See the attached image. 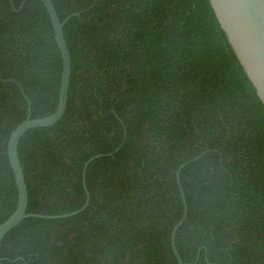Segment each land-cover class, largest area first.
<instances>
[{"label": "trees", "instance_id": "1", "mask_svg": "<svg viewBox=\"0 0 264 264\" xmlns=\"http://www.w3.org/2000/svg\"><path fill=\"white\" fill-rule=\"evenodd\" d=\"M17 8L23 0H13ZM72 74L64 117L28 130L19 155L28 217L3 264H264V104L210 0H53ZM63 59L42 0H0V224L18 187L11 132L55 112ZM200 252V253H199Z\"/></svg>", "mask_w": 264, "mask_h": 264}, {"label": "water", "instance_id": "2", "mask_svg": "<svg viewBox=\"0 0 264 264\" xmlns=\"http://www.w3.org/2000/svg\"><path fill=\"white\" fill-rule=\"evenodd\" d=\"M15 11H20L27 0H23L19 8L10 0ZM49 13L58 47L60 49L63 68L60 84L58 105L54 113L41 117L32 118V103L29 101L28 116L11 132L8 140V155L13 168L18 187V203L10 217L0 224V264H3L1 256V244L6 234L17 227L25 218L35 217L44 219H61L72 217L84 211L90 204V192L87 186V169L90 163L98 157L108 154H98L91 157L84 164L83 184L86 192L84 205L69 213L59 215H47L28 212L29 190L25 178L24 169L19 155V143L23 135L30 129L49 127L58 123L65 115L72 74L71 52L65 37L64 27L70 18L80 16L82 12H74L61 20L53 0H42ZM218 21L224 30L228 41L233 48L241 66L254 86L259 98L264 104V0H210ZM210 149L183 162L175 171L177 183L183 200V214L174 225L171 232V245L178 264H195L199 261V255L194 262H185L177 247V232L188 217L189 207L186 193L181 181L182 170L190 163L200 159ZM200 253V252H199Z\"/></svg>", "mask_w": 264, "mask_h": 264}]
</instances>
